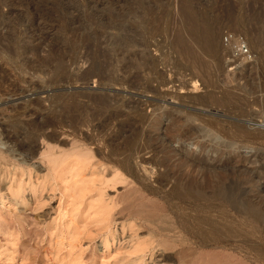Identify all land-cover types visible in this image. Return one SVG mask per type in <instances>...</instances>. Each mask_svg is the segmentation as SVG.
<instances>
[{"label": "rangeland", "instance_id": "obj_1", "mask_svg": "<svg viewBox=\"0 0 264 264\" xmlns=\"http://www.w3.org/2000/svg\"><path fill=\"white\" fill-rule=\"evenodd\" d=\"M179 2L0 0V264H264V0H188L210 50Z\"/></svg>", "mask_w": 264, "mask_h": 264}, {"label": "bare ground", "instance_id": "obj_2", "mask_svg": "<svg viewBox=\"0 0 264 264\" xmlns=\"http://www.w3.org/2000/svg\"><path fill=\"white\" fill-rule=\"evenodd\" d=\"M180 2H179L180 5H178L180 7L179 8L180 9L179 12L186 19L187 24H189L188 26L190 27V29H189V33L190 34L188 35L189 36L188 39L190 40V42L199 43L202 40L203 42H202L201 45H202V48H204V50H210L211 48H213L215 46L214 45L215 44L214 43L215 42L214 41L215 35H214V30L212 29V27L209 26V24H206L204 21H202V22L199 21V23L196 22V19H199V18H196L195 13H194V10L189 5L188 0H182V1L180 0ZM196 13H198V12L196 11ZM201 15H203V14H201ZM206 17L207 16H205V18ZM170 25H171V23H170ZM174 27H175V25H174ZM176 27L178 28V25ZM178 31H179V29H178ZM184 33H186V32L184 31ZM179 34H180V32H179ZM181 34H183V33H181ZM128 37L129 36L120 35L118 37V41L116 42L115 45H113V44L110 43L111 45H113L111 51H115L116 49H119V45H122L124 43H126V44H128V43L129 44H133L134 42H132V40L129 39ZM177 37H178V41H177L178 42V46L181 49H184L182 47L186 43L187 44L190 43V42H188V39H185V38H183L180 35L177 36ZM193 45L195 47V44H193ZM116 46H118V47H116ZM89 47L90 46H87L86 47V53H85L86 62H89V65H88L89 67H87L88 68L87 71H84L80 76L77 77V79L79 81H82V82H85V83H92V84H98V85L101 84V83H103V82H105V81H107V80L112 81L114 84H116L117 81L119 82L120 79H118V80L116 79L117 80L116 81L111 76L112 73L109 74L110 72L108 71L109 70V67L111 65V63H110L111 57L108 54H99V53H98V57L96 56L97 53H95V54L92 55L93 52L90 51ZM183 51L185 52V55L186 56L194 59L195 61H198V56L196 54L197 52H195V50H193L191 48H185ZM143 60H145V59H143ZM153 64L151 65V63H149L150 67L147 66L149 68V71H151V72L155 68V67L153 68ZM123 69H125V68H123ZM107 71H108V74H107ZM122 82H124V81H121V83ZM130 82H132V81H130ZM130 82L127 81V83H130ZM89 99L91 100L92 103L97 104V106L98 105L100 106L102 104H105L106 105L107 103H109V102H107L108 98L105 95H101V94L93 95ZM138 108L136 107V109H138ZM99 113H100L99 111L92 112V113L89 114V117L88 116L87 117L88 118H93L96 115L98 116ZM188 120H193L192 116H189L188 117ZM157 122H159V121H157ZM261 126H264V124H262ZM174 127H175V123L170 122L169 123V128L170 129H173ZM0 137H2L1 140L4 143L12 142L14 140V136L11 133H9L8 131L6 132L4 130H3V133H0ZM25 145L26 144H23V142L20 143V144H18V149L19 150H22L25 147ZM182 149L183 148H179V149L175 150V154H178V156L180 157V160H181V164L183 166L192 168L194 170H197L198 174H201L203 171H205L204 168H206V166L204 165V163L202 162V160L198 159L199 157H189L188 155L185 154L186 151L184 153L182 151Z\"/></svg>", "mask_w": 264, "mask_h": 264}, {"label": "built area", "instance_id": "obj_3", "mask_svg": "<svg viewBox=\"0 0 264 264\" xmlns=\"http://www.w3.org/2000/svg\"><path fill=\"white\" fill-rule=\"evenodd\" d=\"M221 44L231 52L234 60L249 64L254 59V55L241 34L225 31L222 35Z\"/></svg>", "mask_w": 264, "mask_h": 264}]
</instances>
